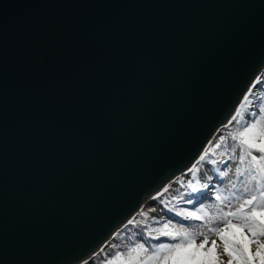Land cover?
<instances>
[{"label": "water", "instance_id": "1", "mask_svg": "<svg viewBox=\"0 0 264 264\" xmlns=\"http://www.w3.org/2000/svg\"><path fill=\"white\" fill-rule=\"evenodd\" d=\"M263 70L264 0H0V264L121 232Z\"/></svg>", "mask_w": 264, "mask_h": 264}, {"label": "snow or ice", "instance_id": "2", "mask_svg": "<svg viewBox=\"0 0 264 264\" xmlns=\"http://www.w3.org/2000/svg\"><path fill=\"white\" fill-rule=\"evenodd\" d=\"M259 84H264V76L256 77V85ZM256 85L248 89L249 94L244 95L229 121V124L233 122L240 124L238 132L231 137L233 144L229 145V148L233 153L237 147L240 151L239 164L236 167L237 179L247 175L250 182H255L252 191L259 192V197L252 194L235 211L223 212L218 217L223 222V228L209 230L215 231L223 241L224 251L229 257L227 264H264V102L257 101L256 104H252L249 99ZM241 109H244L243 113ZM219 139L223 143L228 138L221 136ZM220 146V144L216 145L217 148ZM206 156L207 152L200 157V160L204 161ZM233 159L235 156L228 157V160ZM228 160L221 161L226 168L229 166ZM211 163L216 164L217 161L212 160ZM241 165L244 166L243 170ZM197 170V165H193L189 172L194 173ZM219 174L224 177L227 173L221 170ZM189 187L190 193L185 203L192 205L194 201L200 200L204 195L202 189H208L209 184L205 183L201 188H197L189 182ZM244 191L247 193L250 189L246 186ZM215 199L221 204L228 200L227 197L222 198L219 193L215 194ZM229 207H231L230 203ZM201 208L203 205L196 211L180 209L176 211V216L184 220H203V216L197 215ZM142 215L147 216L148 211H144ZM229 217H236L241 223H233ZM128 223L133 224L134 221L129 220ZM169 223L171 221L165 223L163 228L167 229ZM145 231L147 236H141L137 242L128 247L126 255L125 252L116 251L110 254L111 259L107 260L106 264H223L217 259L214 247H205L208 242L207 234H199L203 239L200 243H196L195 239L187 233L164 230L158 235H153L152 231ZM161 236L169 238L171 242L149 243L150 239L160 240ZM212 244L215 246L216 241L213 240ZM141 251L146 255L141 256L139 254Z\"/></svg>", "mask_w": 264, "mask_h": 264}, {"label": "trees", "instance_id": "3", "mask_svg": "<svg viewBox=\"0 0 264 264\" xmlns=\"http://www.w3.org/2000/svg\"><path fill=\"white\" fill-rule=\"evenodd\" d=\"M264 76V70L263 74ZM260 76V77H261ZM254 99V103L257 101L264 102V84L256 85V94L252 95ZM239 119V118H238ZM240 129V124L237 122H233L232 124H228L227 127H223L220 129L218 137L215 139L212 148L207 152L206 160L210 161L214 159V156L220 161L228 160V157L235 156V159L228 160V167H225V164L221 162V166L215 169V182L213 185V191L209 198H205L202 201H198L192 206L184 205L185 201L179 199L170 200L166 195L162 197L161 203L170 211L171 214L176 215V211L180 209H187L189 211H196L197 208H200L203 205V208L197 213V215L203 216V220H188L185 222H179V220L174 219L173 217L165 218L161 222H157L151 216H144L142 213L144 211L138 212L137 215L132 219L134 221L133 224H127L123 231L120 233V237L115 242H110L105 245L100 253H97L93 256L91 262L87 264H106L107 260L111 259L110 254H114L116 251L125 252L128 247H131L135 242H137L141 236L146 237L148 231H152L153 235H158L160 231H171V232H181L187 233L191 237H193L196 243H200L203 237L199 234L204 233L207 234L208 238L210 235L214 234L215 231H209L210 229H217V225L221 222L218 217L226 211H235L239 208L240 204L244 202L245 199L250 198L252 194H255L259 197V192H253L252 189L254 187V181L250 182L249 177L247 175L241 176L237 179L236 176V167L239 164V155L240 151L237 147L235 153H233L229 145L233 144V140L231 137L238 132ZM221 136L228 138L223 143L219 139ZM217 144L221 146L219 148L216 147ZM204 153V155H205ZM243 165H241V169L243 170ZM223 170L227 174L224 177L220 176V171ZM235 185V187H233ZM250 189L249 192H245V187ZM219 193L221 197H227L228 200L225 201L224 204H221L220 201L215 199V194ZM235 194V195H233ZM229 203L231 207H229ZM171 209V210H170ZM182 218V217H181ZM233 221V223H241L236 217H229ZM169 223L168 228L164 229L163 225L165 223ZM190 225L189 227H184L183 225ZM246 231V230H245ZM250 235V233H249ZM219 236V235H218ZM198 237H201L197 240ZM219 239L221 240L220 236ZM161 242L170 243L171 240L167 237H160V240H149V243L158 244ZM222 242V253H219L216 247L212 244H206V248H215V252L217 255V259L223 262V264H227L229 257L227 253L224 251V243ZM208 243V242H207ZM115 245L116 247H112ZM141 256L146 255L142 251L139 253ZM124 258V257H122ZM224 258V259H223Z\"/></svg>", "mask_w": 264, "mask_h": 264}, {"label": "bare ground", "instance_id": "4", "mask_svg": "<svg viewBox=\"0 0 264 264\" xmlns=\"http://www.w3.org/2000/svg\"><path fill=\"white\" fill-rule=\"evenodd\" d=\"M256 80V76L253 77V80ZM252 81V80H251ZM252 83L250 82L246 88L243 90V92L241 93V95L239 96V98L237 99V101L235 102L230 114L228 115V120L235 114V110L239 107L240 103L243 100L244 95L248 94V89L250 87H252ZM254 92V90H253ZM246 107V106H245ZM241 112H244V109H241ZM215 138L214 132L208 137V140L206 142V146H209L210 143L213 141V139ZM205 146V147H206ZM200 154H198L193 161L189 164V166H187V168L182 169V171L180 170L179 172L175 173V175L169 177L166 181H164L157 189H155L151 194H149L147 197H145L141 203L139 204V206L133 211V213L135 211H139L141 210V208H146L147 210H149V212L151 213H155L157 211H151L152 209H155V206L150 205L151 204V200L155 199L157 196H159L160 194H162V192H165V189L170 190L171 188H175L178 187L180 188L179 185V177L182 175H188L189 173V169L193 167V165H197V171H195L193 173L194 178L197 183H198V188H201V186L205 183H208L211 180V174L207 171H203L201 169L202 168V161L200 160ZM182 174V175H181ZM178 178V179H177ZM175 186V187H174ZM203 190V189H202ZM159 194V195H158ZM156 210V209H155ZM132 213V215H133ZM131 215V216H132ZM118 228V227H117ZM117 228H115L114 230H112L110 232V234H108L88 255H86L85 257L80 258V261H75L73 264H83L85 261H87L90 256L92 254H94L97 250H99L102 245L104 244V242L106 240H112L115 239L117 237V233L119 232V230H117Z\"/></svg>", "mask_w": 264, "mask_h": 264}, {"label": "rangeland", "instance_id": "5", "mask_svg": "<svg viewBox=\"0 0 264 264\" xmlns=\"http://www.w3.org/2000/svg\"><path fill=\"white\" fill-rule=\"evenodd\" d=\"M249 99H250L252 104H255L254 103V99H253L252 96ZM245 106L247 107V105H245ZM209 149H210V146L206 147L205 151H209ZM214 160L217 161L216 164H212L211 162H208V160H206V159L204 161H202V165L201 166H202L203 169H201V170L207 171V172H209L211 174V180L208 182L209 188L202 190L204 192V195L202 197H204V196L205 197H207V196L209 197L210 194L212 193V184H213V179L215 177L214 170L219 165H221V163H220L221 161L220 160H218L217 158H214ZM194 178H197V177H194L193 173H190V172L188 173L187 176L186 175H182V176L179 177V179L177 178L179 180L180 188L174 186L175 188H171L170 190L162 192V194L157 196L155 199L151 200V204L150 205L155 206V209H156L155 211H157V212L151 213V212H149V210H146V211H148L151 214V217H153L156 220H160L161 221V219L165 217L164 213L167 212V210L161 204L162 197L166 195L168 198H170V200L179 199V200L185 201L188 198L189 193H190L189 182H191L192 185L196 186L197 188L199 186L197 181ZM145 209L146 208L142 207L141 210H139L138 212L145 211ZM176 218H177V216H176ZM180 221H182V220H180ZM186 221H188V220H186ZM183 226L184 227H189L190 225L188 224V225H183ZM222 228H223V222H219L218 225H217V229H222ZM119 233L120 232H118L117 235ZM200 238L201 237H198L197 240H199ZM213 240L216 241L215 247H216L217 251L219 253H222V242L219 239V236L216 234V232L209 236L207 244L212 243ZM83 264H85V262Z\"/></svg>", "mask_w": 264, "mask_h": 264}]
</instances>
